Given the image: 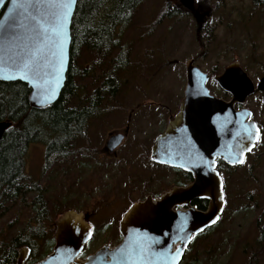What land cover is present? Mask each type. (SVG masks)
<instances>
[{"label": "rangeland", "instance_id": "rangeland-1", "mask_svg": "<svg viewBox=\"0 0 264 264\" xmlns=\"http://www.w3.org/2000/svg\"><path fill=\"white\" fill-rule=\"evenodd\" d=\"M170 1L144 0L128 23L116 27L113 36L117 44L111 54L107 55L106 62L96 51L82 50L78 54L75 61L77 93L71 99L70 106L80 109L90 106L94 92L103 85L106 78L107 95L102 98L119 99L118 105L107 104V100L101 101L98 105L97 113L101 112V115L89 126L92 144L98 146L102 144L101 140L106 132L119 124L113 120L120 119V116L114 117L115 114L110 108L118 109V114L124 116V109L128 112L138 103L150 101L156 104L163 103L165 106L161 108L144 106L140 108L139 113L156 114L159 108L158 112L165 120L152 125L147 123L143 130L132 132L123 147L150 146L156 135L165 127L168 110L184 96L186 87L184 67L189 58L196 57L199 66L205 72L211 73L212 79L233 59H240L249 66L250 74L256 81L263 73L264 33L247 41H243V37L234 40L232 34H228L218 24L221 22L219 21L221 16H226L224 17L227 18L226 23L234 15L236 5L245 9L253 5L252 0H198L210 2L214 11L213 18L209 21L211 33L202 35L203 46L197 40L195 20L183 8H178L179 12L174 16L166 14ZM220 2L223 3L222 8L219 6ZM260 8L256 10H259L263 18L264 5ZM110 9L111 3H107L98 17L108 15ZM119 55L123 56L124 67L113 69L114 64L120 59ZM84 69L87 73L83 72ZM110 85L117 87L114 94L110 93ZM209 89L212 94L223 96L215 83L211 82ZM247 105L261 127V138L242 164L233 170L224 171V177L227 176L224 182L225 213L212 232L206 236L195 237L196 243L190 246L180 264H264V241L260 239L262 227L264 228V98L260 93H256L249 99ZM108 110L110 111L107 113ZM108 121L110 123L107 125ZM45 122L49 124L50 121ZM78 143L74 144L72 149L74 152L68 151L66 158H57L52 164H46L47 141L30 144L25 159L26 182L36 184L39 189L28 193L24 202L9 205L7 211L0 217V240H11L31 224L32 218L40 208L34 200L40 197L47 208L50 220L44 225H47L48 231L47 236L37 246L38 256L52 252L55 233L50 224L52 219H56L60 213L67 210H76L83 214L95 213L91 219L94 232L84 246L81 259H86L89 254L95 253L106 243L112 246L118 244L121 239L118 222L123 210L139 198L144 177L137 175V169L124 170L119 169L118 165L116 168L115 165L107 166L106 218L105 204L99 194L103 184L101 180L104 176L103 168L93 163L92 165L97 168L94 170L83 168L81 175H78L77 157L83 156L84 152L79 153L78 150L86 142L80 140ZM96 156L94 155L97 159ZM136 166L144 165L143 162H139ZM93 171L101 174L95 175ZM161 172L162 170L158 169L156 173ZM94 182L99 189L97 185L93 187ZM22 248L27 249L25 264H28L31 250L26 246ZM44 257L37 259L41 260Z\"/></svg>", "mask_w": 264, "mask_h": 264}, {"label": "water", "instance_id": "water-1", "mask_svg": "<svg viewBox=\"0 0 264 264\" xmlns=\"http://www.w3.org/2000/svg\"><path fill=\"white\" fill-rule=\"evenodd\" d=\"M201 26L205 15L195 0H179ZM58 0H0V81L22 82L30 89L28 101L35 109L57 102L65 87L70 65L71 26L78 0L67 9L55 7ZM27 63L28 68H23ZM209 75L188 62L187 85L181 110L174 124L154 146V159L192 171L195 181L174 188L160 200L148 198L131 206L120 223L122 241L105 244L85 260L80 258L92 237L88 215L67 210L56 220L55 244L51 253L33 264H180L194 235L216 223L223 211L224 194L216 158L240 165L259 139V127L247 108L236 111L234 103H245L257 91L264 92L247 74L227 67L216 77L233 95L226 102L212 94ZM13 125L0 121V141ZM123 135H113L114 149ZM197 159V161H194ZM209 201L206 210L190 207L173 210L178 203L189 205L194 198ZM27 249L19 251L16 264H25Z\"/></svg>", "mask_w": 264, "mask_h": 264}, {"label": "trees", "instance_id": "trees-1", "mask_svg": "<svg viewBox=\"0 0 264 264\" xmlns=\"http://www.w3.org/2000/svg\"><path fill=\"white\" fill-rule=\"evenodd\" d=\"M144 0H78L71 26L70 65L65 87L60 98L54 104L44 109H35L30 106L27 84L22 82L0 81V121L11 120L13 125L6 131L0 141V217L7 211L9 205L24 202L28 193L38 191V186L26 182L25 156L30 144L47 141L48 160L54 161L61 152L58 148L65 146L62 154L68 153L67 146H71L74 138L77 119L82 121L79 112H86L85 106L77 111L70 106L71 99L77 93L75 61L82 50H91L100 53L105 59L111 54L117 40L113 33L117 26L128 23L134 11ZM107 3H111L109 14L99 18V12ZM169 10V6L167 7ZM167 10L166 14L169 15ZM120 57L122 55H119ZM102 59V60H103ZM104 63V60H103ZM118 64H114L113 69ZM83 72L87 73L84 69ZM109 80V78H108ZM117 87L110 85V93L114 94ZM107 78L103 85L94 92L92 99L105 97L107 94ZM100 105L93 101L90 106ZM78 115V116H77ZM45 120L50 121L46 124ZM83 126V129H86ZM82 129V126L79 128ZM34 203L39 204L31 224L25 227L11 240H0V264H16L19 251L22 247L31 250L28 264L35 263L39 242L47 236V225L50 220L47 208L40 197ZM65 212V211H64ZM56 219H52L50 227L55 233Z\"/></svg>", "mask_w": 264, "mask_h": 264}, {"label": "flooded vegetation", "instance_id": "flooded-vegetation-1", "mask_svg": "<svg viewBox=\"0 0 264 264\" xmlns=\"http://www.w3.org/2000/svg\"><path fill=\"white\" fill-rule=\"evenodd\" d=\"M252 4H253L252 6H249L245 9L241 8L240 5H236L234 8V15H233L234 17L232 16L231 13H228L232 17H230L226 23H225V21L227 20V18H224L226 16L223 15L224 17L221 16L219 18V21L221 20V22H218L220 27L224 28L228 34H232V37L234 40H237L240 37H243V41H247L249 39H255L256 36H258V35L261 36V34L264 33V17L261 18L259 10H256V9H261L260 6L264 5V0H252ZM219 6L222 8L223 3L220 2ZM195 7L201 13L206 14L204 21H203L201 26L196 22L194 16L192 15V12H190L185 7H183V5L180 3L179 0H171L168 11H169V16L171 17V16H174L175 14H177L179 12L178 8H183V10L195 20L197 40L200 42L201 46H203L202 35L203 34L207 35V32H210V28H209L210 22L209 21L213 18L212 15H213L214 11H213V7L210 5V2H208V1L201 2V1L195 0ZM216 9H218V7ZM256 15H257V17L255 18ZM227 17H229V16H227ZM231 47H232V45H231ZM190 60L193 61V64L195 66L199 67L203 72H205L197 63L196 57L187 59L185 62V67L183 65V67L185 68L186 85H187V66H188V62ZM175 62H178V60H175ZM123 63H124L123 56H121L120 59L117 60V64H118L117 66L121 69L122 67H124ZM229 66H233L234 69H237V70H239L241 68L242 71L247 74V77L255 84L256 87H258V85L260 84V82L264 78V66H263V73L257 78V81H256L254 79L255 77H253L250 74L251 72H250V69L248 68L249 66H246L243 63V61L240 59L231 60L226 66L223 67V69L220 73L216 74L213 77V79L211 77L212 76L211 73L205 72L209 75V79L207 82L208 88H209V84L211 82L215 83L216 86L223 93V96H217V97L223 99L226 102L232 101L233 95L230 92L226 91L219 84V82L216 80V77L219 75H222L226 71L227 67H229ZM256 93H260L264 98V92L263 91H257L254 94L250 95L247 98L245 103L235 102L233 105L234 109L236 111L241 110L242 108L249 109L252 112L251 118H253L255 120L254 113L249 108V106L247 104L249 102V99L253 95H255ZM183 98H184V96L180 99L179 102L173 104L172 109L168 110V120L166 122L164 121L165 127L162 128V130H160V132L156 135L154 142L150 146H144V145H135L134 146L133 145L130 148L123 147V145L127 142V140L129 139L132 132L135 133V132L143 130L144 125H146L147 123H149L148 125H152L158 121H160L162 123L163 120H165V119H162L163 116H161V113L158 112L159 108H161L162 106L163 107L165 106L163 103L156 104V103H153L150 101H144L143 104L138 103L136 106L130 108V110H128V112H126V109H124V111H125L124 116H121L120 114H118L119 113L118 109L110 108L112 113L115 114L114 117L116 115L120 116V119L113 120V122H116V123L119 122V124L112 126L110 129L108 127L109 130L104 135V138L102 137L103 139L101 140L102 141V144H100L101 146L92 144L93 142H92L91 135H90L91 129H89V126L91 125V123L95 120L96 117L101 115V112L97 113V111H98L97 106L85 107V109L87 111L84 113L79 112L80 108H77V111L81 114L80 116H82V121H79V118L77 119L76 128L78 127V130L75 131L74 138L72 139L73 144L71 146H67L66 150L67 151L71 150L72 152H74V150H72V149H74L75 143L79 144L78 142L80 140L86 142L84 144V146L79 148V150H78L79 153L84 151L83 156L77 157L78 162H79L78 163V168H79L78 169V175H81V169H83V168H85V169L88 168V170L90 168H92L94 170V168H97L95 165L101 166V168H103L104 176L101 179V180H103V184L101 185L99 194L101 196L100 199L105 204L106 212H104L105 213L104 216L106 218H107V191H108L107 166L115 165L114 167L116 168V166L118 165L117 167L119 169H124V170L129 169V168L137 169L136 170L137 175H140V176L143 175V177H144V179L141 182L139 198L136 201L131 202L126 207V209L123 210L121 218L118 222L119 236L121 238L120 241L118 242V244L121 243V241H122V235L120 233V223H121L123 217L125 216V214L127 213V211L131 208V206L133 204H135L137 202L145 201L148 198H151L154 201H158L163 196H165L169 192H171L174 188H176V187L186 188V187H189L191 184H193L195 181V175L192 171L185 169V168H182V167L177 166V165L168 164V163L158 161V160L154 159V157H153V150H154V146L156 144L157 138L161 134H163L165 132V130L170 125L175 123V121L178 117V114L181 110ZM105 100H107V104H113V103L117 104L119 99H117L115 97H107V99H105V98H98L97 99L96 98V99H93L92 101H96L97 103H99V102L101 103V101H105ZM144 106L152 107V108L159 106V108L156 111V114H140L139 113L140 108H143ZM110 110H108L107 113ZM255 122L257 123V125L259 127V131H260L259 139H258V142H259V140L261 138V134H262L261 131L262 130H261V127L258 124V122L256 120H255ZM108 123H110V121L107 122V125H108ZM81 126H82V129H79ZM83 126L84 127L87 126V128L83 129ZM118 134H121L124 136L121 143L119 145H117L116 147H114V149H110L108 147L109 139L113 135H118ZM258 142L256 143V145L258 144ZM256 145H255V147H256ZM64 148H65V146H63V145L58 148L59 150H61V152L56 156V158H58V159L59 158H61V159L66 158L65 156L67 155V153L62 154L63 153L62 151L64 150ZM48 149H49V146H48V144H46V152H45V157H46V161H47L46 164H52L54 161L51 162L48 160ZM94 155H97L98 158L96 159L94 157ZM247 156H248V154H247ZM25 159H26V156H25ZM194 161H197V159H195ZM139 162H143L144 166L143 167L136 166V164ZM63 163H65V162H63ZM93 163H96V164L92 165ZM238 166L239 165H231L228 162H226L225 160H223L222 158H219V157L216 158V169L218 170V172L221 176V179H222L223 194H224V182H225V179L227 178V176L224 177V175H223L224 171L225 170H231V169L233 170L234 168H236ZM25 169H26V160H25ZM158 169L162 170V172L156 173ZM94 173H95V175L101 174V172H98V173L94 172ZM25 175H26V180H27L26 170H25ZM137 175H135V176H137ZM96 185H97L96 182H94L93 187H95ZM97 187L99 189L98 185H97ZM208 206H209V201L206 198L197 197V198L192 199L190 201L189 205L186 203L176 204L173 207V210H186V209H189L190 207H195V208L200 209V210H206L208 208ZM225 206H226V196L224 194V207H223V211H222L218 221L216 223H214L213 225L207 227L206 229H204L203 231H201L197 235L193 236L192 240L190 241L189 245L186 247V249L184 251L183 258L187 254V250L190 248V246L196 243L195 242L196 236H198V235H199V237L206 236L208 233H210V232H212V230H214V228L220 222L222 216L225 213ZM84 214L88 215V222L92 226V232H94L93 225L91 223V219L95 213H84ZM105 227L107 229V222L105 223ZM261 233L262 234L260 235V239L263 242L264 241V228L263 227H262ZM92 235H93V233H92ZM118 244H116V245H118ZM116 245H114V246H116ZM110 246H112V245L110 244ZM114 246H112V247H114Z\"/></svg>", "mask_w": 264, "mask_h": 264}, {"label": "snow or ice", "instance_id": "snow-or-ice-1", "mask_svg": "<svg viewBox=\"0 0 264 264\" xmlns=\"http://www.w3.org/2000/svg\"><path fill=\"white\" fill-rule=\"evenodd\" d=\"M73 0H58V2L55 4V7H58L63 10L62 17H66L67 15V9L70 7ZM23 68H28V64L24 63Z\"/></svg>", "mask_w": 264, "mask_h": 264}]
</instances>
